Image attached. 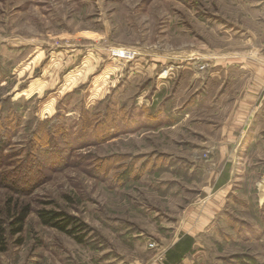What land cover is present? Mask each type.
I'll return each instance as SVG.
<instances>
[{"label":"rangeland","instance_id":"obj_1","mask_svg":"<svg viewBox=\"0 0 264 264\" xmlns=\"http://www.w3.org/2000/svg\"><path fill=\"white\" fill-rule=\"evenodd\" d=\"M234 2L0 0V264L162 262L223 164L241 186L186 264H264V191L253 190L263 161L213 156L201 129L226 126V114L197 103L210 64L196 51L221 44ZM256 162L259 177L248 175ZM9 201L30 209L14 236ZM39 210L77 218L83 243L42 226Z\"/></svg>","mask_w":264,"mask_h":264},{"label":"crops","instance_id":"obj_2","mask_svg":"<svg viewBox=\"0 0 264 264\" xmlns=\"http://www.w3.org/2000/svg\"><path fill=\"white\" fill-rule=\"evenodd\" d=\"M235 2L228 20L230 32L223 33L221 44L213 52L196 51V61L210 64L207 72L203 70L205 74L210 72L207 75L209 88L202 91L197 103L203 100L204 113H225L227 118L226 126H219L216 130L205 127L201 131L210 136L206 139L207 144L217 146L212 153L221 161H227L228 155L231 157L233 153L237 161L243 155H249L251 159L263 161L264 164V148L261 147H264V0H249L243 4ZM225 129L227 135H224ZM260 164L254 163L255 168L248 175L259 177L262 174ZM236 166L223 164L216 171L213 186L206 190L203 186L199 189L195 200L182 212L173 232V243L163 250L162 262L154 257L144 263L143 258H138L134 264H166L165 253L185 237L193 238L192 250L196 251L198 241L209 236L216 225V218H221L226 211L229 201V198L224 200L226 193L232 187L241 186ZM263 175L254 183L253 190H257L259 195L264 191ZM262 197L260 195L257 200L256 207L259 209L264 208ZM189 256H185L180 264H186Z\"/></svg>","mask_w":264,"mask_h":264},{"label":"trees","instance_id":"obj_3","mask_svg":"<svg viewBox=\"0 0 264 264\" xmlns=\"http://www.w3.org/2000/svg\"><path fill=\"white\" fill-rule=\"evenodd\" d=\"M4 147V137L0 133V153ZM9 202H7V211L9 214L10 222L8 224L9 234L17 235L23 230L26 218L30 213L28 206L18 207L17 205H12L9 208ZM2 211L0 210V215ZM37 218L42 226L55 229L62 232L68 236L74 238L77 243H83L84 235L81 233L83 224L79 223L77 218L66 214L61 211L53 210H39L37 211ZM6 228L5 224L0 220V250L4 251L5 241H6ZM194 240L190 237H185L179 240L171 250L165 253L166 264H180L185 256H189L193 253ZM246 261L241 260L242 264H259L256 259L252 257H247Z\"/></svg>","mask_w":264,"mask_h":264},{"label":"built area","instance_id":"obj_4","mask_svg":"<svg viewBox=\"0 0 264 264\" xmlns=\"http://www.w3.org/2000/svg\"><path fill=\"white\" fill-rule=\"evenodd\" d=\"M131 56H134V54H131ZM205 66H206V65H205ZM205 66H201L200 69H201V70L204 69ZM148 247L151 248V249L156 248L155 244H150V243L148 244Z\"/></svg>","mask_w":264,"mask_h":264}]
</instances>
